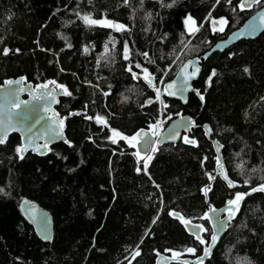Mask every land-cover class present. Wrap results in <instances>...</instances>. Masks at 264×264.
Here are the masks:
<instances>
[{
	"label": "trees",
	"instance_id": "obj_1",
	"mask_svg": "<svg viewBox=\"0 0 264 264\" xmlns=\"http://www.w3.org/2000/svg\"><path fill=\"white\" fill-rule=\"evenodd\" d=\"M239 3L178 0L167 8L160 0H131L130 6L122 0H0V83L17 76L33 84L55 80L73 93L59 97L55 106L61 117L68 116L64 134L71 147L58 142L44 156L27 152L19 159L18 134L9 133L0 145V264H153L157 252L170 254L169 249H197L195 255L181 256L201 253L203 245L169 212L203 224L209 231L202 236L208 240V221L198 218L209 207L227 203L235 192L264 182V29L254 39L200 59L192 88L203 101L193 91L184 105L163 96L166 109L157 104L140 107L155 93L126 71L123 44L127 41L132 49L133 66L139 62L157 78L170 66L166 81L185 59L200 56L264 4L241 11ZM189 14L197 26L204 25L195 37L185 34L183 20ZM84 15L107 18L129 30L86 25ZM221 17L228 25L214 32L211 21ZM143 52L155 62L149 63ZM213 70L216 75L209 84ZM182 113L196 125H209L211 138L223 146L226 172L238 187L228 189L215 175V155L200 127L176 143L161 144L151 153L145 174L136 171L143 165L137 163L134 148L123 141L111 143L108 128L85 118L102 116L112 128L131 135L158 116L165 125ZM185 136L196 145L185 143ZM206 173L216 179L210 181ZM246 179L250 185L244 184ZM209 184L205 196L202 189ZM21 200L51 214L50 242L39 239L23 217ZM240 208L205 264H264V193L246 197Z\"/></svg>",
	"mask_w": 264,
	"mask_h": 264
},
{
	"label": "snow or ice",
	"instance_id": "obj_2",
	"mask_svg": "<svg viewBox=\"0 0 264 264\" xmlns=\"http://www.w3.org/2000/svg\"><path fill=\"white\" fill-rule=\"evenodd\" d=\"M144 0H140V3L143 4ZM178 0H171L170 3H164L163 0H160L161 6L162 7H167L171 8L173 7ZM229 4L232 3V0H227ZM216 3L219 4L220 0H216ZM252 3L255 5L259 6L262 3H264V0H240V3L236 6L238 7L241 11H244L246 8H250L252 6ZM123 6H130L131 5V0H122ZM233 11H235V8H233ZM260 18V23H256V19L253 18V20L248 24V34L253 35L256 34L258 29L264 28V12H261L258 14ZM152 14L149 13L147 18L151 19ZM209 17H211V13L208 14V17H205L207 20ZM83 22L86 25L89 26H100L104 28H110L114 29L119 32H126L129 29L126 27V25L114 22L112 20H108L107 18L103 19H93L90 15H84L81 17ZM213 25V31H220L223 32L224 28L228 25V20L226 17H221L219 20L213 19L212 21ZM183 23L185 25V34L190 36V37H195V35L200 31V29L204 26L203 24H200L197 26V21L196 19L191 15H187ZM220 24L222 25L221 27L217 28L216 25ZM147 30V29H146ZM183 35V34H182ZM240 36L243 37L244 33L241 32ZM66 39V38H65ZM110 43L113 44L115 41L110 40ZM190 42V41H189ZM181 43L184 44L185 47H187V44L184 43V40H181ZM71 47V45H69ZM85 52L88 51L87 48L84 49ZM4 54L6 55L8 50L4 49ZM109 51L108 49V44H105V53ZM131 55H132V49L129 46V43L127 41L124 42L123 44V59L125 61H128V66L126 68V71H128L131 75V78L134 80H141L143 81L150 87L155 93L154 97H149L147 98L141 105V108L148 107L149 105L152 104H159L162 109H166L168 107V104L165 102L163 99V96H177L179 93L181 96H183L184 93L193 91L196 93V95L199 96L200 100L203 101L204 97L203 95L199 92L198 89H194L191 87L190 81L195 79L197 75L200 72V67L198 66V62H193L191 60L187 61L186 63L183 64V66L180 68V72L177 74L178 76H182V79L177 83V81H172L170 83H167L163 90H161L160 87H158L159 84H164V77L168 75L169 71H171V67L169 66L168 68L162 69V75L157 78L152 72L149 71L147 67H144L141 63L137 62L133 66L132 60H131ZM143 57H145L149 63H154L155 61L152 60L147 52L141 53ZM206 58V57H205ZM139 69V72L134 71L133 69ZM63 71V69H61ZM245 72H248L247 68H244ZM216 75V71L213 70L211 75L208 77L207 83H211L212 77ZM8 85H12L13 83L15 84H20L21 80H8L6 82ZM50 85H54V88L50 89ZM40 89L44 90L42 95L39 96H34L35 100H45L46 103L50 102H58L56 100V94L57 91L59 90V94L64 95V96H69L71 97L73 93L69 91L68 87L63 84L57 83L55 80H49L46 83H43L38 86ZM23 88L16 89L14 91H8L6 92L4 96V104L0 105V107L7 108L9 105L11 108L4 113V119H0V145H4L7 141V136L10 131H15L17 127L19 126L22 129H26L28 132H31L32 127L34 125L30 124L29 121L32 119L31 117V111H34L35 109L32 110H25V111H18L15 112L14 115V110L20 109L21 104L27 105V101H20L18 99L19 93L23 92ZM105 96L110 95V93L105 92ZM128 98L125 97V100ZM186 102V100H185ZM85 109L87 108V105H84ZM45 111H48V108L45 107ZM69 116L71 115H83L80 112H70L68 114ZM86 119L88 120H93L95 119L97 124H101L104 127L108 128L111 135L108 137V139L111 141L113 144H117L120 141L126 142L129 147L132 148H137L138 145L143 144L144 148L146 149L145 151H141L139 148H137V151L134 153V155L137 157V163L140 164L142 163L143 167H137L136 171L140 172L143 171L145 174H147L148 167H149V162L153 159V155L151 153H155L159 151V146L163 142L160 139H152V137H158L159 136V128L162 123V121H157L156 123L149 124V130L145 131L143 128L135 131L131 135H126L123 132L119 131L116 128H112L111 125L108 124L107 119H105L102 116H85ZM54 123L53 127L50 129L52 133V140L55 139H63L65 143L69 144L71 147V142L64 139L63 137V126H64V121L68 119V116H65L63 118H60L58 121L55 119V114L54 117L52 118ZM35 123H39V120H36ZM187 128L188 124L183 121V118H181L180 124H178L176 127L171 129L169 131L168 137L166 139L170 140H175L177 135H178V129L179 128ZM212 129H207L206 134L210 133ZM183 140L185 143L196 145V141L194 139H189V137L185 136L183 137ZM51 143L50 140H46L43 144L40 145H35L34 142L28 138L27 143L23 146L16 147L15 152L18 154L19 159L24 158V153L29 150V145H32L33 150L37 151L40 155L46 154V151H50L51 149L49 148V144ZM216 144V149L217 153H219L220 148L223 147L222 145L219 144V142H215ZM41 149H44L45 151H41ZM207 160V157L204 158ZM216 165H217V175H220L226 182L229 188H235L237 187V184L235 181L229 178L228 174L224 171V163L223 159L220 155L216 156ZM255 171V169H253ZM208 176L209 180H215L216 176H214L212 173H206ZM151 178V177H149ZM261 180L264 181V177H261ZM245 185H250L251 181L249 179L244 180ZM158 187V186H157ZM3 189H0V192H2ZM203 193L205 196H207L208 192L211 191V185H206L202 189ZM254 193H264V182L256 185V186H250V189L245 192H240L237 191L235 192L234 196L232 199H229L226 203V207L219 209L220 213H226V215H210L209 213H205L202 217H199L198 219H203V220H212L213 225H212V231H211V239L206 240L202 236V233H207L209 229H207L203 224H194L192 223V220L186 219L184 216H182L179 212H176L175 210H172L169 212L170 216H173L174 218H178L181 223L185 225V227L189 230L190 234L194 237L196 241L200 245H203V254L200 256L196 257V264H205V260L210 258L212 256L213 249L216 248L217 242L220 240L221 234L230 226L231 221L236 219L237 213L240 212L241 208V203L245 201L246 197H251ZM28 203V202H25ZM217 209L211 208L210 213H217ZM33 219H35V216H32ZM158 218V217H157ZM153 223H155V220H153ZM41 236L42 239L45 240H50L51 237L48 235V228H47V219L42 221L41 224ZM168 251L172 252L173 258H178L180 257L183 253L178 252V251H173L169 249ZM185 252L190 253L195 255L197 252V249L195 247H188L185 249ZM136 255H139V252H136Z\"/></svg>",
	"mask_w": 264,
	"mask_h": 264
},
{
	"label": "water",
	"instance_id": "obj_3",
	"mask_svg": "<svg viewBox=\"0 0 264 264\" xmlns=\"http://www.w3.org/2000/svg\"><path fill=\"white\" fill-rule=\"evenodd\" d=\"M253 4L254 3H252V5ZM261 12H264V4L261 5L254 12H252L249 16H247L238 27L230 30L224 37L216 40L200 56H195V57L185 59L177 67L173 76L170 79L164 81V84H162V90L167 83H170L174 80L177 81V83H179V81L182 79V76H178L177 74L180 72V68L183 66V64L186 63L187 61L191 60L193 62H198V66L200 67V70H201L199 60L200 59H206L212 52H222L227 47L237 43L240 40H248V39L256 38L263 31L264 28L258 29L256 34L249 35L247 26L253 20V18H255L256 23L259 24L260 18H259L258 14ZM241 32L244 33L243 37L240 36ZM198 75H197V77H198ZM197 77L190 81L191 87H192V82L194 80H196ZM8 80H12V81L21 80V83L20 84L13 83L12 85H8L6 83ZM41 84H43V83L33 84L29 81H25V78L23 76H17L14 78H12V77L6 78L0 83V105L4 104V96H5L6 92L14 91V90L19 89V88H23L24 91L19 93L18 99L20 101H27V105L21 104L20 109L14 110V115H15V112H18V111L35 109L34 111H31L32 119L29 121L30 124L34 125V127H32V129H31V132H28L26 129H22L19 126L17 127V129L15 131L9 132V133L14 132V133L18 134V136H19V146L18 147L25 145L27 143L28 138H30L34 142L35 145H40V144H43L46 140H50L51 143L49 144V148H50V146H52L53 144L58 143V142L65 143L63 139L52 140V133L50 131V129L53 127V123H54V121L52 119L54 117V114H55V119L57 121L60 118H63L55 111V106L57 105L58 102L46 103V101L43 99H41V100H35L34 99V96L42 95L44 92V90H42L38 87ZM54 87H55L54 85H50V89L54 88ZM190 92L191 91L184 93L183 96H181L178 93L177 96H165V97L167 99L179 101L182 105H184L186 103L185 100L187 101V97H188V94ZM61 96H63V95L59 94V90H58L57 94H56V100L58 101L59 97H61ZM45 107L48 108V111L44 110ZM10 108H11L10 105L7 108L0 107V119H4V113L6 111H8ZM181 118H183V121L188 124V127L187 128H183V127L179 128L178 129V135H177L175 140L166 139L168 137L169 131L171 129H173L174 127H176L178 124H180ZM36 120H39V123H35ZM196 127H200V129L203 132L204 137L211 143V146H212V149H213V152L215 155L214 158H216L217 155H220L222 157L221 148H220L219 153H217L216 144H215V142H219V141L216 138H211L212 131L210 133L206 134L207 129L210 128L209 125L207 123H202L200 125H196L194 122V119L187 113H182V114H179V115L169 119L167 121V123L164 125V127L162 128V130L159 132V136L158 137H152V139H157V138L160 139L161 141H163L161 144L176 143L177 141H179L181 139L182 135H184L185 133L189 132L191 129L196 128ZM64 128H65V121H64V126H63V137H64V139L67 140V138L64 134ZM143 129L145 131H148L149 127L143 128ZM0 135H2V133H0ZM65 144H67V143H65ZM219 144H220V142H219ZM28 147H29V150L26 151L23 155H25L27 152H30V153L35 154L37 156H44L49 152V151H46V154L40 155L37 151L33 150L32 145H29ZM137 148H139L142 152L146 150L144 148L143 144L138 145ZM137 148H134V152L137 151ZM41 151H45V150L41 149ZM224 171L226 172L225 165H224ZM214 173L216 176H218V178L222 182L225 183V185L227 186L228 189H234V188H229L227 185V182L220 175H217L216 159L214 162ZM235 183L237 184V187L240 185L236 181H235ZM25 202H28V203H25ZM225 207H226V203L220 207H209L205 213H209L210 215H213V217L215 215L223 216V215H226V213H220L219 209H222ZM211 208L217 209L218 210L217 213H214V214L210 213ZM19 209H20V212L23 215V217L32 226L37 237L44 242H50L52 240V237H53V220H52L51 214L46 209L42 208L40 205H38L36 203L29 202L27 200H21L20 201ZM33 215L35 216V219L32 218ZM45 218L47 219L48 235L51 237L50 240L42 239V236H41V224H42V221L45 220ZM207 221H208V224L210 227V235H209V239H208V240H210L213 221L212 220H207ZM186 230L190 234V232L187 228H186ZM226 230L221 234V237L226 232ZM202 254H203V248H202L201 253L197 256H200ZM197 256H195V257L180 256L178 258H173V256L171 254L157 252L155 255V259H154L153 264H170V263L196 264V257Z\"/></svg>",
	"mask_w": 264,
	"mask_h": 264
},
{
	"label": "rangeland",
	"instance_id": "obj_4",
	"mask_svg": "<svg viewBox=\"0 0 264 264\" xmlns=\"http://www.w3.org/2000/svg\"><path fill=\"white\" fill-rule=\"evenodd\" d=\"M101 19H103V18H101ZM216 26L221 27L222 25L217 24ZM157 86L160 87L161 90H162V84H159V83H158ZM157 105L160 107L159 104H157ZM158 120H159V121H162L161 125H162V127H163V126H164V123H163V119H162V117H161V116H158V117L155 119V122H157ZM234 194H235V193H234ZM233 196H234V195H233ZM232 198H233V197H232ZM232 198H231V199H232ZM181 253L186 254L187 252L183 251V252H181ZM170 254L172 255V252H170Z\"/></svg>",
	"mask_w": 264,
	"mask_h": 264
},
{
	"label": "built area",
	"instance_id": "obj_5",
	"mask_svg": "<svg viewBox=\"0 0 264 264\" xmlns=\"http://www.w3.org/2000/svg\"><path fill=\"white\" fill-rule=\"evenodd\" d=\"M154 123H156V122H154ZM163 127H164V126H163ZM163 127H162V125H160V128H159L158 131L160 132V131L162 130Z\"/></svg>",
	"mask_w": 264,
	"mask_h": 264
}]
</instances>
